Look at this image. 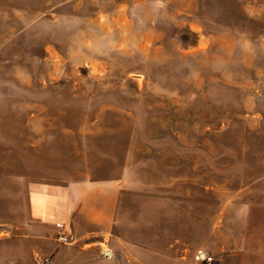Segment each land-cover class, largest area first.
Listing matches in <instances>:
<instances>
[{
    "label": "rangeland",
    "instance_id": "obj_1",
    "mask_svg": "<svg viewBox=\"0 0 264 264\" xmlns=\"http://www.w3.org/2000/svg\"><path fill=\"white\" fill-rule=\"evenodd\" d=\"M84 181L113 229L61 245L42 188ZM200 250L264 264V0H0V264Z\"/></svg>",
    "mask_w": 264,
    "mask_h": 264
},
{
    "label": "crops",
    "instance_id": "obj_2",
    "mask_svg": "<svg viewBox=\"0 0 264 264\" xmlns=\"http://www.w3.org/2000/svg\"><path fill=\"white\" fill-rule=\"evenodd\" d=\"M121 183H100L84 181L71 183L65 186L43 187L40 195L45 205L46 218L51 199L59 201L62 210L60 215L71 226L76 223L82 239L103 237L111 233L121 193ZM62 221V220H59ZM58 222L55 221L54 224ZM101 243L99 240L90 242V245Z\"/></svg>",
    "mask_w": 264,
    "mask_h": 264
},
{
    "label": "built area",
    "instance_id": "obj_3",
    "mask_svg": "<svg viewBox=\"0 0 264 264\" xmlns=\"http://www.w3.org/2000/svg\"><path fill=\"white\" fill-rule=\"evenodd\" d=\"M54 226L57 242L61 245H71L73 242L70 224H67L64 221H58L54 224ZM195 260L196 264H219L213 255L202 250L196 253ZM44 261L49 262V259H45Z\"/></svg>",
    "mask_w": 264,
    "mask_h": 264
}]
</instances>
